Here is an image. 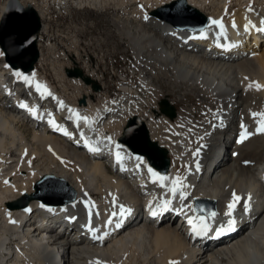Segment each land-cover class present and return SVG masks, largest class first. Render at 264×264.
<instances>
[{
    "label": "bare ground",
    "instance_id": "obj_1",
    "mask_svg": "<svg viewBox=\"0 0 264 264\" xmlns=\"http://www.w3.org/2000/svg\"><path fill=\"white\" fill-rule=\"evenodd\" d=\"M177 1L77 0L69 4L68 0H41L39 6L34 0H27V5L20 3L37 12L43 22L42 31L49 8L87 7L99 11L114 7L125 20L113 17L110 23L117 35L126 40L135 59L140 90L127 83L121 88L124 96L117 101H102L96 106L87 94L81 103L77 98L76 102H69L45 77H40L36 67L24 73L3 62L0 264H46L54 256L62 264H128L130 259L133 264H264V133L257 132L261 117L253 116L264 113V0H184L188 7L206 15L202 16L207 25L201 30L190 31L185 26L173 31L158 11ZM230 3L232 6L228 7ZM190 17V25L198 27L200 19ZM254 28L263 34L259 40L258 34L250 37ZM41 56L39 51V64ZM74 58L76 62L77 54ZM88 64L87 61L85 65ZM83 77L70 79H80L94 93L101 92V86L100 91H95ZM160 80L195 96L206 118H197L190 110H176L174 119L167 118L160 103L165 100L173 106L175 102L170 104L166 98L159 103L160 111L154 98L152 109L144 111V118H140L141 105L147 104L142 97L144 92L158 97L162 93ZM37 84L41 85L39 90ZM15 87L21 94H35L26 107L42 117L41 128L21 115ZM39 99L43 100L40 108ZM133 117L141 119L150 142L163 148L170 161L167 172L157 171L155 186L147 191L137 188L126 173L128 168H134L126 158L120 170L109 172L102 164L109 155L123 154V127ZM26 125L33 129L31 141L22 131ZM245 130L251 135L238 142ZM218 138L227 147L219 161L209 168L206 155ZM85 144L96 149V154L84 153ZM138 144L139 149L145 147L144 143ZM135 155L140 162H148L146 156ZM43 157L49 165L40 169L35 159L41 161ZM49 167L56 172V178ZM143 171L149 177L148 168ZM52 178L57 182L55 186L60 187L58 181L62 180L72 188L65 182L69 190L60 187L39 192L40 185ZM64 190L70 194L73 191L76 197L62 199ZM234 192L241 197L231 217L235 230L218 235L230 219L226 213ZM40 197L48 201L43 204L45 209L38 206ZM199 200L213 202L217 210L207 219L196 217L199 227L201 221L208 226L206 234L198 239H192L183 227L177 229L170 219L155 224L156 220L137 218L139 210L157 205L170 210L177 206L176 209L189 212ZM15 202L26 206H17ZM245 202L250 205L247 211ZM259 203L263 205L256 214L258 224L238 228L246 221L244 215H255L254 207ZM21 214L36 223L53 222L63 233L52 229L51 235L39 234L52 238L43 244L48 240L36 238L35 222L23 224L19 220ZM116 215L125 226L106 240L77 239L80 233L87 232L85 225L108 234L105 226Z\"/></svg>",
    "mask_w": 264,
    "mask_h": 264
},
{
    "label": "rangeland",
    "instance_id": "obj_2",
    "mask_svg": "<svg viewBox=\"0 0 264 264\" xmlns=\"http://www.w3.org/2000/svg\"><path fill=\"white\" fill-rule=\"evenodd\" d=\"M52 1L54 0H49V2ZM68 1L69 4H71L77 0ZM19 2L22 5H27V0H19ZM34 2L37 6L41 4V0H34ZM6 3L7 0H0V18ZM229 6L231 7L232 3H230V5L228 4V7ZM204 16L206 17V15ZM113 17H119L122 21L125 20L121 14H118L114 7H106L99 11H94L87 7L82 9L70 7L67 10H54L53 8H49L44 19L45 29L41 32V39L38 43V48L42 54V60L40 64H37L36 69L40 77H45V79L56 88L57 92L69 102H76L78 100V103H81L87 98H85L87 94L89 95L88 98H90L92 103L96 106L100 105L102 101H117L124 96L121 92V88L123 84L127 83L140 90L138 88L140 82L139 73L134 69L135 59L131 54L126 40H122L111 26L110 19ZM0 52H2L1 49ZM76 54L77 61L75 62L74 56ZM3 57L2 52V55L0 54V70L3 69ZM87 61L89 64L85 65ZM67 68L81 69L85 76L98 82L97 84L102 88L101 92L94 93L91 87L85 86L80 79L67 78L65 75V69ZM3 74L6 75L4 72ZM158 85L162 91L158 97H152V95L144 92L142 97L147 104L141 105L143 109L140 112V118H144V111L152 109L154 98L158 111H160V101L166 98L170 104L171 102H175L173 107L177 112L190 110L193 111L195 117L206 118V112H204L203 106L200 105V102L195 96L187 93L185 89L175 88L165 80H160ZM15 89L17 90H15V92L18 93L19 88L15 87ZM76 98L77 100H75ZM137 102L138 101H136V103ZM129 120L126 121L123 127V138H125L124 129ZM32 130L33 129L28 125L22 127V131L25 133L28 141L32 140ZM6 153L10 155L11 152L6 151ZM35 161L37 162H35V164H38L40 169L49 165V161L45 157H43L41 161L37 159H35ZM179 165L181 164H178V166ZM49 168L51 171L54 170L51 167ZM52 173L53 177L56 178V172L54 173V171H52ZM43 179H40V181ZM40 181L36 182L34 187H36ZM48 181V183H54V185L57 183L54 179ZM67 183L70 186L69 182ZM70 188L72 187L70 186ZM35 189L33 190V194L35 193ZM72 190L74 191V189ZM70 196V191L64 190V194H62L61 198L67 199ZM215 210H217L216 205ZM127 258L129 259V255ZM128 262L133 264L131 259L128 260Z\"/></svg>",
    "mask_w": 264,
    "mask_h": 264
},
{
    "label": "water",
    "instance_id": "obj_3",
    "mask_svg": "<svg viewBox=\"0 0 264 264\" xmlns=\"http://www.w3.org/2000/svg\"><path fill=\"white\" fill-rule=\"evenodd\" d=\"M159 17L175 28L185 27L190 30H201L207 25V19L200 15L196 10L188 7L184 0H179L171 5H166L159 9ZM191 15L196 16L199 26H191ZM42 29V23L39 15L31 6H22L18 0H7L5 9L0 18V49L4 53V61L14 70H21L29 73L34 70L39 60L38 38ZM67 77H83L80 69H66ZM86 84H92V89L100 91L101 88L96 82H92L88 77H83ZM162 112L174 119L176 110L169 105L167 101L162 100L160 103ZM125 143L135 152L146 156L153 165L162 172H167L169 168V158L163 148H159L157 144L150 142L145 131L143 123L138 117H133L128 121L124 129ZM138 143H144L145 147L139 149ZM53 180V178H52ZM60 187L69 190V186L64 181H58ZM53 184V185H52ZM42 183L39 192L46 189H60L54 183ZM54 186V187H53ZM54 189V190H55ZM72 191V190H71ZM74 192H71V199H74ZM43 202H48L45 198H39ZM70 200V201H72ZM19 203V202H17ZM202 203V202H199ZM21 206H26L23 203Z\"/></svg>",
    "mask_w": 264,
    "mask_h": 264
},
{
    "label": "snow or ice",
    "instance_id": "obj_4",
    "mask_svg": "<svg viewBox=\"0 0 264 264\" xmlns=\"http://www.w3.org/2000/svg\"><path fill=\"white\" fill-rule=\"evenodd\" d=\"M213 23H219V21H213ZM251 87V85H250ZM257 89L259 90L260 86L257 84L256 85ZM41 88V85L37 84V89L39 90ZM50 94V93H49ZM22 107H25V105H21ZM259 115L261 117V120L258 122L259 123V127L257 128V132L260 133H264V113H253V116H257ZM50 123H54L53 121H49ZM243 127V125H242ZM67 134V133H65ZM249 135H251V133H248L246 130L243 131L241 133V137L240 140L238 142H243L244 139H246ZM119 147V146H117ZM93 151H95L96 149H92ZM117 158L119 159V153H117ZM150 172H152L151 169H149ZM154 176L156 175L155 173H152ZM160 179H163V177H161ZM249 201L251 199V197L249 196ZM241 200V197H239L235 192L232 195V201L228 204V212L226 213V215H228L230 217L228 223L226 226H221V228L218 230V235L221 234L223 231L227 230V231H234L235 230V220L232 217V213L235 210L236 204L239 203ZM249 203L245 202L244 203V209L245 211H247L249 209ZM153 215H155V213H153ZM215 215V214H213ZM188 223L190 225H193V231L197 234V235H203L206 234V232L208 231V226L204 221H201L200 227L199 229L197 228L196 225L193 224V221L191 219H189Z\"/></svg>",
    "mask_w": 264,
    "mask_h": 264
}]
</instances>
